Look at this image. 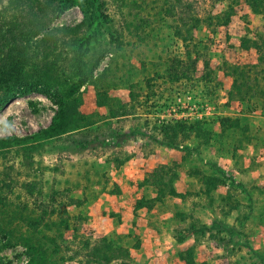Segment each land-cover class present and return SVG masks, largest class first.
Instances as JSON below:
<instances>
[{"label":"rangeland","instance_id":"374dc122","mask_svg":"<svg viewBox=\"0 0 264 264\" xmlns=\"http://www.w3.org/2000/svg\"><path fill=\"white\" fill-rule=\"evenodd\" d=\"M38 1L51 9L66 0ZM71 1L28 51L31 63L54 65L57 87L75 89L77 113L90 125L41 141L31 159L22 150L30 141L0 146V178L12 190L0 208V264H27L31 247L45 264H88L83 242L92 247L104 237L129 254L110 264H184L179 255L191 247L196 264H264V7L182 0L203 21L183 42L169 0ZM98 5L104 20L95 19ZM19 7L0 0V21ZM229 8V23L213 25ZM51 31L52 53L38 48ZM82 44L88 52L78 61L74 49ZM245 65H256L245 75L257 87L231 100L230 66ZM56 110L46 95L16 96L0 113V139L33 137ZM220 117L239 119L240 127L221 132ZM197 120L210 131L208 142L167 132L177 121ZM167 140L174 146L160 143ZM159 165L175 168L183 197L135 211L137 200L155 197L140 183ZM204 178L215 185L209 192ZM62 215L68 228L56 227Z\"/></svg>","mask_w":264,"mask_h":264},{"label":"trees","instance_id":"16d2710c","mask_svg":"<svg viewBox=\"0 0 264 264\" xmlns=\"http://www.w3.org/2000/svg\"><path fill=\"white\" fill-rule=\"evenodd\" d=\"M245 1L250 5L252 10L261 11V7H264V0H257L259 2L257 4L255 0ZM18 2L20 3V7L17 13L12 15L9 20L4 19L0 21V91H4V95L0 99V113L16 96L32 92L46 95L51 98L57 107L56 113L52 117L49 125L38 131L33 137L19 140H11L7 137L0 139V146L9 145L11 142L25 143L30 141L28 145H23L22 150L25 151V158L31 159L32 151L37 150L39 144L42 143L41 141H48L81 132L90 124L86 117H82L77 113L79 98L74 93L75 89L71 86H63L62 90L57 87L52 79L56 77V72L52 68L54 65L52 63H49V65H39L36 62L31 63L28 51V43L47 27L52 18L72 7V1L66 0L60 5L51 7V9H49L48 5L44 6V4L38 0H18ZM182 2V0L167 1V3H169L167 12L172 14L174 13V9L177 11L178 22L181 24V27L185 29L183 31L184 33H182V28L176 27L175 32L178 36L184 34L182 37L184 42L187 36L191 35V30L199 27L200 22L203 21L195 15L190 3ZM101 9V5L94 7L95 19L103 18L104 20ZM232 14V9L229 8L228 11L223 14L222 19L218 20L213 25L226 26ZM81 25L82 24L75 25V28H80ZM71 29L73 28L65 27L62 30L68 31ZM53 33L54 31L46 33L42 41L38 44V48L52 53L56 40L53 41V39H51L48 42V38L51 37ZM74 50L79 53L78 61L85 58L88 52L87 49L83 48V44L79 45ZM256 50L259 56H261V47L256 46ZM189 64L193 69L195 61L193 60ZM256 65L230 66V74L233 80L231 91L229 92L231 100L234 95L244 98L250 90L257 87V85L254 84L253 81H249L248 77L245 75V69L249 67H251V69H256ZM84 67H87L86 62H84ZM27 69L31 70L29 74H25ZM31 74H35L36 76L31 80V83H27L26 78H31ZM42 79H46L47 81L45 83L36 84V82H40ZM202 124V120L194 122L177 121L174 125H170L167 132L170 130L174 132V135L177 134V131L185 133L186 135L193 133L195 137H198L204 142H208L211 133L208 130L202 129ZM218 124L221 132L240 127L239 119L229 117H220L218 119ZM164 134H166V130ZM160 143L165 147L174 146L173 143L168 140L160 141ZM84 145H87V143ZM219 173L224 175L222 170H220ZM178 179V172L174 167L168 165H159L155 167L140 183L142 187H152L155 190V197L153 199L141 198L137 200L134 207L135 211L142 209L151 210L156 203H162L167 197L182 198L183 195L177 193L174 188V183ZM9 182L10 180L6 179V176L0 178V208H4L8 205L7 195L12 192ZM204 183L207 186V192L210 191V188L215 186L212 181L207 178H204ZM30 186L31 184L28 185L29 188ZM34 190L35 187L30 189L31 192ZM54 212L55 210L51 209V213L53 214ZM45 216L46 214L43 212L42 219H44ZM68 219V217L62 215L59 223L55 222L56 227L61 228L63 226L64 228H68ZM81 248L82 250H89L86 255H84L88 264H110L116 259L125 261L129 258L127 250L123 247H116L114 243L106 237L98 240L97 244L92 247L89 242L85 241ZM81 248L79 247L80 251ZM30 249L33 255L29 258L27 264L46 263V260L39 257V250L37 248L31 247ZM179 257L184 264H196L192 247L187 249L186 252H181Z\"/></svg>","mask_w":264,"mask_h":264},{"label":"built area","instance_id":"2783aa9c","mask_svg":"<svg viewBox=\"0 0 264 264\" xmlns=\"http://www.w3.org/2000/svg\"><path fill=\"white\" fill-rule=\"evenodd\" d=\"M198 116H201L200 114H197Z\"/></svg>","mask_w":264,"mask_h":264}]
</instances>
